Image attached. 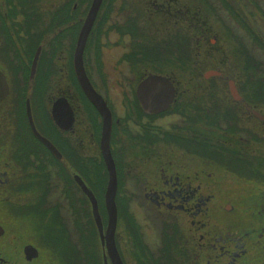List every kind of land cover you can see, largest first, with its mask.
<instances>
[{"label":"flooded vegetation","instance_id":"obj_1","mask_svg":"<svg viewBox=\"0 0 264 264\" xmlns=\"http://www.w3.org/2000/svg\"><path fill=\"white\" fill-rule=\"evenodd\" d=\"M26 1L0 0V264H114L106 237L104 119L87 98L75 58L93 0ZM104 1L82 67L112 117L120 262L264 264V123L252 112L264 115V85L239 86L234 79L242 96L234 101L233 78L222 74L223 100L214 106L186 100L188 89L203 90L204 98L214 86L174 84L168 110H147L139 84L176 71L170 36L148 35L145 27L173 25L178 16L181 23L182 9L176 0ZM227 2L264 43V16L255 14L264 13V0ZM103 39L118 57L102 53ZM248 56L264 72L260 58ZM128 74L137 77L131 84ZM167 118L175 122L161 127ZM27 248L38 256L28 259Z\"/></svg>","mask_w":264,"mask_h":264},{"label":"trees","instance_id":"obj_2","mask_svg":"<svg viewBox=\"0 0 264 264\" xmlns=\"http://www.w3.org/2000/svg\"><path fill=\"white\" fill-rule=\"evenodd\" d=\"M225 3L226 7L232 12L231 5L228 2ZM104 4H106V0ZM180 8L182 9L180 14L183 17L180 20L181 23L177 21L178 16L174 20L173 25H158L152 28L151 24L145 27V29L146 31L152 30V32H149L153 35H155L157 30L158 32L164 31L165 34H159L169 35L171 38L170 42L168 41L166 44L171 47L169 56L173 57V64L176 71L175 75L171 74L169 76L171 81H173L172 83L182 85H218V89L205 91L208 93L207 98L201 96L203 92L201 89H188V92H191L192 95L186 100L204 101L206 99L209 102L208 105L211 104L214 106L221 99L223 100V96H218L219 93L224 92L225 88L221 86L225 84L222 78H213L208 81L203 78V73L211 68L212 70H226V77L237 80L239 86L252 84L264 85V72L260 68L259 61L255 60L253 66L252 60L248 56L249 52L243 43L239 41V37L231 36L232 39H230L229 44H226L224 47L225 56L220 50H217L218 46L212 45L210 37L216 35L218 32L210 22V18L213 15L215 16L216 12V5L211 0H176L175 9L178 11ZM243 26L242 28L249 32L252 38L262 46L261 48H264V43L259 42L257 35L253 33L252 29L248 26ZM169 29H171V32L167 34ZM219 38L221 40L220 36ZM256 87L258 86L256 85ZM256 93L258 94L259 92L257 91Z\"/></svg>","mask_w":264,"mask_h":264},{"label":"water","instance_id":"obj_3","mask_svg":"<svg viewBox=\"0 0 264 264\" xmlns=\"http://www.w3.org/2000/svg\"><path fill=\"white\" fill-rule=\"evenodd\" d=\"M103 0H93L90 12L86 19V22L82 28L81 34L79 35V41H78V48H77V53H76V66H77V74L80 80V83L93 104L96 106V108L99 110L101 115L103 116L104 119V124H103V137H102V151L104 154V159L106 161L107 169L109 170L110 174V184L109 188L107 189V211L109 214V227H108V233L106 235L107 237V248L108 252L110 253V256L112 258V262L114 264H122L120 262L116 246H115V231L116 226H117V205L115 201L116 197V192H117V172H116V166L115 162L113 159V156L111 154L110 150V139H111V131H112V117L111 113L103 100L102 97H100L99 94L94 90L93 87H91V84L87 78V75L85 73L83 66V52L85 49V45L87 42V38L95 24V21L97 19L98 13L101 9ZM39 56V53L37 54V57L35 58V63L37 61V58ZM222 75V72L219 70L215 69H209L206 70L203 74V78L205 80H210L212 78H217ZM2 76V74H1ZM2 78V77H1ZM4 81V80H3ZM170 78L161 76V75H150L146 77L141 84H139L138 87V96L142 102V105L149 111H154V112H163L166 111L170 108L171 104H173L175 97H176V89L174 86V83H172ZM4 85V82L1 80V86ZM228 88L231 97L234 99V101H241L242 96L240 95L236 81L231 79L228 82ZM4 93V92H3ZM0 93V100L3 99L5 96L4 94ZM6 94V91H5ZM253 115H255L259 121L264 123V115L258 113L257 111H252ZM56 115V112H54ZM36 135L43 141L48 148L57 156H59L58 151H56V148L45 138L41 137L37 132ZM84 188V185H83ZM93 203H94V212H95V218L97 222V226L99 228V231L101 233V239L104 244V233H103V224L101 220V216L98 211V204L97 201L92 198ZM26 256L28 259H34L38 255L37 250L34 248H27L25 250ZM105 264H107L105 260Z\"/></svg>","mask_w":264,"mask_h":264},{"label":"rangeland","instance_id":"obj_4","mask_svg":"<svg viewBox=\"0 0 264 264\" xmlns=\"http://www.w3.org/2000/svg\"><path fill=\"white\" fill-rule=\"evenodd\" d=\"M37 1H39V0H35V2H37ZM91 1L92 0H90L89 2H91ZM227 1L228 0H211V2L214 5H216V8H215L216 9V12H215V16L213 15V17L210 18V22L212 23L214 29H216L217 32H218L216 35H212L210 37L211 42H212V45L213 46H218V49L217 50H220V52H222L224 54V56H225V49H224V47H225L226 44L227 45L229 44L230 39H232L231 36L234 35L236 37H239V41H241L243 43V45L248 50V52H253L254 55L255 56H258L260 58V60L264 63V48H261L262 46H260L257 43V41L254 40L252 38V36L244 28H242V24L238 20L239 18H237L235 16V14H234V9H232V12H231L229 10V8L226 7V3L225 2H227ZM26 2H28V0ZM31 2L35 3L34 0H31ZM130 2L131 3H135L136 1L135 0H130ZM262 10H264V9H262ZM102 13H103V15H102ZM255 14H257V18H260V17H263L264 16V13L262 11L258 10V9H256ZM103 18H104V8H102V10H101L99 19H102L103 20ZM259 26H260L259 29L264 34V25L260 23ZM147 31L145 33H147ZM217 35H219L221 37V40H220L219 36H217ZM106 41H107V39H103V41H102V47H101L103 49L102 53L108 57V54H109L108 52H111V55L113 53H115V54H113L114 58H116V55L118 57V55L121 52H119V53L118 52H115L114 49H116V47H112L108 51L109 48H106ZM110 67H111V65H109V71H110ZM115 68H114V72H115V75L114 76H115L116 79H115L114 82L115 83H119V78L122 77L123 75L122 74L119 75V70L117 68L116 69ZM215 70H219V71L222 72V74L227 75L226 74L227 71L224 70V69L223 70H221V69H215ZM136 78L137 77H134L133 75L128 74V76H127V79L128 80L127 81H128V83L131 84V82H134L136 80ZM210 85H212V84H210ZM212 86H214L213 90L214 89H218L217 85H212ZM220 95L221 94L219 93L218 96L220 97ZM207 96H206V98H207ZM221 101H222V99H221ZM177 121L178 120H176V122ZM174 122H175V120L172 119V118H167V119L160 120L161 127H165V128H170L171 125H172V123H174ZM175 128H177V127L175 126ZM166 131H170V130H166Z\"/></svg>","mask_w":264,"mask_h":264}]
</instances>
